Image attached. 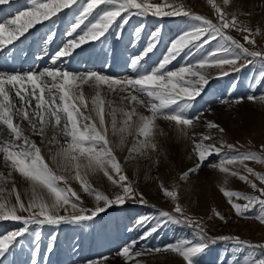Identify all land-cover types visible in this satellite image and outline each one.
<instances>
[{"label": "rangeland", "instance_id": "374dc122", "mask_svg": "<svg viewBox=\"0 0 264 264\" xmlns=\"http://www.w3.org/2000/svg\"><path fill=\"white\" fill-rule=\"evenodd\" d=\"M147 2L160 4L164 11L172 10L167 7L169 4L174 6L183 5V10L204 16L215 24L219 23L217 13L209 0H147ZM214 2L229 14L237 13L239 20L253 27L254 32L251 38L256 43L247 44L243 40V36L248 35L247 32L227 29L225 30L227 34L245 44V47L250 50L264 51L263 1H259L255 5V10L251 12L250 16L245 15L246 12L241 10L239 1L229 0L228 4H224L223 0H214ZM83 3L84 0H80L71 9H64L50 20L36 24L13 44L0 46V71L24 73L30 70L42 71L45 68L58 66L73 73L97 72L119 79L134 78L137 73L131 66V60L143 53L152 39L153 32H157L158 42L154 50L148 53L142 61L144 69L149 71L158 67L168 54L171 42L185 31L191 30L193 25L200 23L191 19V17L185 16H152L150 13L146 16L130 15L128 23L120 29L122 35L119 39L116 38L115 28H113L105 37H101L98 41H88L84 45L82 44L73 51L70 57H62L53 64L50 57L66 45L69 40L78 38V35L81 34V29H77L76 32H71V29ZM31 7L32 0H8V3L0 4V22L14 19L20 11H25ZM104 7L106 6H100L101 9ZM93 15H95V12ZM92 18L89 17V19ZM87 23L86 20L85 24ZM83 27L84 25H81V28ZM257 28L261 30L260 33L255 32ZM137 29H140L139 33L136 32ZM49 35H53V39L49 40ZM216 47L217 42L211 41L210 44L204 45V48L199 51L192 49L191 54H188V49H185L175 60L166 65V69L175 71L182 66H187L189 62L195 63L200 59L201 53ZM248 59L252 58L249 57ZM239 63L246 62L240 61ZM262 63L264 62L256 59L254 63L246 65L238 72L231 71V66L226 65L224 70L229 72L228 75H220L221 69L214 65L205 67L203 72L208 82L202 86L200 95L190 102L193 106L187 110L189 116L202 114L201 120L195 121L194 129H188V131L191 133L194 130L197 133L214 135L216 142L219 144L222 140L225 146L219 155L214 154L209 157L195 174H191L187 180L183 181L180 180V175L190 167H195L197 163L191 140L180 135L179 127L174 122L158 117L154 128L155 140L161 146L164 155L160 157H156V153H151V155L159 159V164L154 165L147 158L148 153H145V155L130 153L129 148H132L137 141L136 123L138 118L133 117L131 134H124V139L126 138L124 142L128 147V150H126L127 148H123L124 145L120 143V136L111 133V117L108 115L110 108L107 102L111 101L113 107L122 106L126 110H130L135 106L138 113L146 116H150L151 112L149 108L140 104L128 101L121 103L120 96L126 95V93H114L103 86L101 96L106 101L105 118L109 126V139L112 141L114 154L121 163L128 181L139 193H143L145 202L141 203L138 199H128L124 204L113 205L93 220L81 222L80 224L62 223L58 227L45 225L41 229L42 239L39 247L33 244L32 231H29L24 237L17 238L20 242L5 257H0V262L2 264H32L33 259H35L37 264H136L138 260L142 264H185L182 258L173 252L162 251L152 253L151 256L145 254L134 257L131 261H126L118 255L124 246L130 245V242L137 239V242H139L140 237L152 226L149 223L144 227H137L139 220L145 217L150 219L158 217L160 211L170 212L179 218V214L174 212L177 203L180 204L188 216L203 225L209 237L233 236L253 245L264 244V224L256 219L259 205L244 216L237 215L221 190L223 188L224 190L237 191L264 199V195H261L258 191V189L264 188V182L249 174L244 165L238 162L226 166L239 175L247 176L249 181L257 185V189H253L247 181L240 180L239 175L232 176L230 172L224 173L218 168L210 167V165L219 164L221 159L236 154L235 150L228 149L226 144L236 145V148L241 152H258L260 151V145L264 144V103L252 102L247 99L249 95L256 97L264 95V80L259 76ZM83 92L87 101V109L80 105L79 101H76V103L80 106L81 111L97 119L98 123V118L91 111V98L95 95V91L85 84L83 85ZM241 96L245 99L239 103L235 102L236 98ZM141 98L148 99L146 96ZM15 99L18 101L19 98ZM35 103V100H33L32 108H35ZM57 103H59L58 98ZM119 119L121 117L118 114ZM206 121H214L220 124L225 129V133L219 134L215 129H208L205 126ZM13 122L19 124L24 134L36 142L37 146L41 148L42 156L47 160H51L54 153L62 145L66 146V138L55 129H48L42 143V137L33 134L27 121L22 120L19 116H14ZM254 123L261 124L262 127L259 130H254ZM1 126L0 128H3V131H0L1 137L10 138L13 144L16 145L23 144L22 140L15 139L6 126ZM161 132L165 134L160 135ZM54 135L57 136L60 144L48 142ZM139 139L143 140L144 137L141 136ZM196 139H199V137H196ZM118 145L120 149H123H121L122 152L126 151L122 154L121 159L118 158L121 152ZM189 146L192 151L187 150ZM118 149L119 151H117ZM3 157L4 153L0 152V169L3 168L2 173L7 177L8 173L11 172V177L6 185L7 189L10 190L15 185L16 190L19 194L21 193L22 200L27 204L32 197L33 190L28 189L29 193L28 190L25 192L26 188L24 189L22 186L25 178L11 169L10 162L6 165ZM2 164L3 167H1ZM245 164L251 167L254 172L264 174V164L255 161H246ZM56 172L58 175L66 177L61 169L56 170ZM113 175L115 176L114 173ZM115 178L118 179V177ZM225 180H227V183H225ZM87 181L94 189L105 193L109 197H114L122 192L117 184L109 190L101 187L99 179L87 178ZM58 184L60 187H70L67 178L66 181H59ZM161 184L169 190H178V200L174 201L164 195L163 189L160 187ZM174 186H178V188ZM22 192L25 196H22ZM75 192L81 199L77 201L75 197H72L73 202L82 203L84 207L89 209L96 206L97 202L94 196L84 192L81 184ZM6 195L9 197L7 192L4 193V196ZM12 195L15 196V193ZM233 202L241 205L247 203V201L235 197ZM67 207L68 212L73 211L70 205ZM216 212H219L224 219H220ZM60 214L67 213L61 210ZM20 215L26 216L27 213H20ZM14 225V223L11 225V222L0 225V236L24 226L23 223ZM6 226H8L7 230H5ZM29 228L35 229L36 226L29 225ZM52 235H55L54 249L48 252L47 245L49 237ZM181 239L197 241L199 235L196 229L183 223H167L144 242H147L149 249H155L175 244ZM135 251L138 250L133 247L132 252ZM196 259L197 264H252L253 259H264V250L237 246L233 241L217 240L215 243L210 244Z\"/></svg>", "mask_w": 264, "mask_h": 264}, {"label": "snow or ice", "instance_id": "6c2138e0", "mask_svg": "<svg viewBox=\"0 0 264 264\" xmlns=\"http://www.w3.org/2000/svg\"><path fill=\"white\" fill-rule=\"evenodd\" d=\"M79 2L80 0H32L30 9L20 11L14 19L0 22V46L13 44L36 24L50 20L64 9H71ZM5 3H8V0H0V4ZM209 3L212 4L217 13L218 24L213 23L204 16L183 10V5L174 6L169 4L167 7L172 10L164 11L160 4H151L147 0H84L71 29V32L81 29V34L78 35V38L69 40L66 45L50 57L53 64L62 57H70L73 51L82 44L88 41H98L101 37H105L113 28H115L116 38L119 39L122 35L120 29L128 23L130 15L146 16L150 13L152 16H185L200 22L171 42L168 54L158 67L149 71L144 69L142 61L148 53L154 50L158 42L157 32H153L152 39L143 53L131 60V66L137 73L134 78L119 79L97 72L73 73L58 66L45 68L42 71L30 70L24 73L0 71V125L6 126L16 140L23 141L22 145L4 143L3 146H0V152L4 153L3 159L6 165L10 162L11 169L17 171L33 184L32 197L25 204L15 185L10 190L6 187L11 172L8 173L7 177L0 173V220L21 221L24 225L17 230L0 236V257H5L20 242L17 238L24 237L29 231H32L33 244L39 247L42 239L41 229L45 225L58 227L62 223L80 224L81 222L93 220L113 205L124 204L128 199H138L141 203L145 202L143 193H139L128 181L121 163L114 154L112 142L109 139V126L105 118L106 101L101 96L103 86L114 93H126V95L120 96L121 103L128 101L140 104L149 108L151 112L150 116H146L138 113L135 106L130 110H126L122 106L113 107L111 101L107 102L110 108L108 115L111 117V133L120 136L121 144L124 142V134H131L133 117L138 118L136 123L137 141L129 150L130 153L140 155L148 153L147 158L154 165L159 164V159L151 155V153H156V157L164 155L161 146L155 140L154 128L158 117L174 122L179 127L180 135L191 140L193 144L197 163L195 167H190L183 172L180 175V180H187L191 174H195L204 165L209 157L221 153L222 148L225 146L222 140L218 144L214 135L197 133L194 130L191 133L188 131V129H194L195 121L201 120L202 114L189 116L187 110L193 106L190 102L200 95L202 86L208 82L203 70L206 66L214 65L221 69L220 75H228L229 72L224 70V66L227 65L231 66V71L238 72L246 65L254 63L256 59L264 62V51L250 50L245 47V44L227 34L225 31L227 29L247 32L248 35H244L243 40L247 44L256 43L251 38L254 32L253 27L239 20L237 13H227L214 0H209ZM223 3L228 4L229 0H223ZM101 5L106 7L101 9ZM94 12L95 15H93ZM229 15L231 16L230 19ZM245 15L250 16L251 13H245ZM89 17L93 18L89 19ZM86 20L88 21L87 24H85ZM81 25H84V27L81 28ZM139 31L140 29L136 30L137 33ZM255 32L260 33L261 30L257 28ZM48 39H53V35H49ZM211 41H216L217 47L201 53L200 59L195 63L189 62L187 66H182L175 71L166 69V65L175 60L185 49H188V54H191L192 49L199 51L204 48V45L210 44ZM249 57L252 59H248ZM240 61L246 63L238 64ZM259 76L264 80V63H262ZM85 84L95 91V95L91 98V111L98 118V123L97 119L81 111L80 106L76 103V101H79V104L87 109V101L83 92V85ZM13 90H15L14 96L12 94ZM142 96H146L148 99L145 100L141 98ZM15 98H19L18 101ZM57 98L59 103H57ZM244 99L243 96L237 97L235 102L239 103ZM247 99L252 102L264 103V95L260 97L249 95ZM33 100L36 102L35 108L31 107ZM17 104L19 106H16ZM118 114L121 117L119 120ZM14 116H19L22 120L27 121L33 134L42 137V143L49 128L55 129L66 138V146L62 145L54 153L52 160L57 164L58 169L76 170L75 179L81 183L83 191L94 196L97 202L94 208L89 209L84 207L82 203L73 202L72 197H75L77 201L81 199L77 192L70 187L59 186L58 182L66 181V177L58 175L56 171L49 167L41 155V148L37 146L34 140L24 134L19 124H14ZM205 126L208 129L217 130L219 134L225 133V129L214 121H206ZM0 131H3V128H0ZM164 134L163 132L160 133V135ZM141 136L144 137L143 140L139 139ZM196 137H199V139H196ZM48 142L60 144L55 135ZM226 147L235 150L236 154L227 156L221 159L219 164L210 165V167L237 176L239 174L231 171L226 165L238 162L244 165L249 174L264 182V174L254 172L251 167L245 164L246 161L264 164V144L260 145V151L258 152H241L236 148V145L230 143L226 144ZM97 171H102L108 180L122 189V192L114 197H109L105 193L94 189L88 183L86 175L88 172ZM115 177H118V179ZM239 179L247 181L253 189H257V185L249 181L247 176L239 175ZM225 183H227V180H225ZM36 187L46 189L48 199L38 195L35 190ZM160 187L163 189L164 195L174 201L178 200V190H169L163 184ZM174 187L178 188V186ZM221 190L237 215L244 216L259 205L256 219L264 224V199L237 191L224 190L223 188ZM258 191L261 195H264V188H260ZM5 192L9 197L15 193V204H11L7 200L4 196ZM234 197L243 199L247 203L244 205L235 203L233 202ZM69 205L73 210L72 212H68L67 206ZM61 210L67 214H60ZM174 212L179 214V218L170 212L160 211L158 217L151 219L145 217L139 220L137 227H144L149 223L152 225L140 239L147 240L167 223H183L197 230L199 235L197 241L181 239L175 244L163 248H145L134 253L132 248L137 241H132L130 245L124 246L118 255L126 261H131L134 257L145 254L150 255L162 251L173 252L178 254L185 264H197L196 258L217 240L233 241L237 246L264 250V244L253 245L248 241L241 240L239 237H209L203 225L188 216L179 203L176 204ZM18 213H27V215ZM216 215L220 219H224L219 212H216ZM29 225H35L36 228L30 229ZM54 241L55 235L50 236L47 245L48 252L54 249ZM32 264H37V260L33 259ZM136 264H142V262L137 260ZM252 264H264V259H253Z\"/></svg>", "mask_w": 264, "mask_h": 264}, {"label": "bare ground", "instance_id": "6f19581e", "mask_svg": "<svg viewBox=\"0 0 264 264\" xmlns=\"http://www.w3.org/2000/svg\"><path fill=\"white\" fill-rule=\"evenodd\" d=\"M236 1H239V6L241 7V10L242 11H244V12H246V13H251V12H253L254 10H255V5L259 2V1H263L264 2V0H236ZM263 10H264V7H263ZM84 45V44H83ZM254 125V130H259L262 126H261V124H257V123H254L253 124ZM3 126V125H2ZM1 126V127H2ZM128 134V133H127ZM65 139V138H64ZM124 140H126V138L124 139ZM128 141V140H127ZM0 142H1V145L0 146H3V144L4 143H12L13 144V142L10 140V138H6V137H1L0 136ZM112 142V141H111ZM120 142V141H119ZM121 143V142H120ZM120 143H119V145H120ZM128 143L130 144V142L128 141ZM116 145V144H115ZM119 145H118V147H119ZM122 145H124V147L123 148H127L126 150H128V147H127V144H126V142H124V144H122ZM131 146V145H130ZM117 147V146H116ZM117 147V148H118ZM184 148H186V147H184ZM191 147L189 146V148H187V150L189 149V151L191 150L190 149ZM119 149H120V147H119ZM119 149L117 150V151H119ZM122 149V148H121ZM120 149V150H121ZM129 149H131V148H129ZM123 150V149H122ZM122 150H121V152L119 153V156H118V158H122V154H124V152H126V151H123L122 152ZM176 150V149H175ZM192 151V150H191ZM173 152H174V149H173ZM187 152V151H186ZM172 153V152H171ZM189 153V152H188ZM41 155H42V153H41ZM45 159V158H44ZM45 162L49 165V167L50 168H52L54 171H56V170H59L58 169V167H57V164L51 159V160H47V159H45ZM1 167H3V164L1 165ZM3 169V168H2ZM2 169H0V173H2ZM63 172H64V174H66V178L69 180V185H70V188L73 190V191H75L76 189H78V186H79V184H81L78 180H76L75 179V174H76V170L75 169H72V170H63V169H61ZM7 173V172H6ZM5 175V174H4ZM82 175H83V170H82ZM87 178H90V179H99L100 181H101V187H103V188H105V189H112L116 184H113L110 180H108V178L106 177V176H104V174H103V172L102 171H97V172H88L87 173V175H86V179ZM22 186H23V188L25 189V192H26V190H28V189H30V190H33V184H32V182H30V181H28L26 178H25V182L23 181V183H22ZM36 192H37V194H39V195H42L45 199H48V193H47V190L46 189H42V188H40V187H36ZM28 193H29V190H28ZM27 193V194H28ZM21 194V193H20ZM22 196H25L24 195V193L22 192ZM27 196V195H26ZM6 198H7V200L8 201H10V203L11 204H15V196L14 195H11L10 197H7V195L5 196ZM30 198V197H29ZM28 199V198H27ZM25 200V199H24ZM18 214H20V213H18ZM8 222H11V225H13V223L15 224V225H20V224H22V222L21 221H12V220H0V225L2 226V225H4V224H6V223H8ZM14 225V226H15ZM9 226V225H8ZM8 226H6L5 228V230H7L8 229ZM4 228V227H3ZM136 241H138V239L136 240ZM135 248H136V250H141V249H145V248H147V249H149V247L147 246V242L145 241L144 242V240H140L139 242H137L136 244H135V246H134ZM152 254H150L149 256H151Z\"/></svg>", "mask_w": 264, "mask_h": 264}, {"label": "trees", "instance_id": "16d2710c", "mask_svg": "<svg viewBox=\"0 0 264 264\" xmlns=\"http://www.w3.org/2000/svg\"><path fill=\"white\" fill-rule=\"evenodd\" d=\"M206 234H207V232H206Z\"/></svg>", "mask_w": 264, "mask_h": 264}, {"label": "crops", "instance_id": "0c3cea01", "mask_svg": "<svg viewBox=\"0 0 264 264\" xmlns=\"http://www.w3.org/2000/svg\"><path fill=\"white\" fill-rule=\"evenodd\" d=\"M249 195V194H248Z\"/></svg>", "mask_w": 264, "mask_h": 264}]
</instances>
